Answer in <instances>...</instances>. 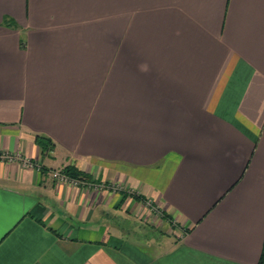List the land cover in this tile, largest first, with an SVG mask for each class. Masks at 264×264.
<instances>
[{"label": "crops", "instance_id": "crops-1", "mask_svg": "<svg viewBox=\"0 0 264 264\" xmlns=\"http://www.w3.org/2000/svg\"><path fill=\"white\" fill-rule=\"evenodd\" d=\"M263 243L264 0H0V264H257Z\"/></svg>", "mask_w": 264, "mask_h": 264}, {"label": "rangeland", "instance_id": "rangeland-1", "mask_svg": "<svg viewBox=\"0 0 264 264\" xmlns=\"http://www.w3.org/2000/svg\"><path fill=\"white\" fill-rule=\"evenodd\" d=\"M123 29L124 28H122V27H115L114 28L116 52H121L122 51ZM73 179L74 178H71L69 181H73ZM138 224H140V223H137L136 221H132L130 224H128L129 226H127V227H134V231H133V229L132 230L128 229L129 230L128 233L132 237L142 238V239L148 241L149 243L156 242V240L158 242H160L161 239L163 241H165L167 239L168 233H169V235L170 234L172 235V234H174V232H175L174 230L176 229L175 228L176 226L171 225L168 222H164V226H162L159 229H155L154 227L151 228L149 226L146 229H144L143 226L141 228H137ZM182 233L183 232L179 231L178 237L179 236L181 237ZM165 245L166 244H162L160 249H163V248L166 249L167 246H165Z\"/></svg>", "mask_w": 264, "mask_h": 264}, {"label": "trees", "instance_id": "trees-1", "mask_svg": "<svg viewBox=\"0 0 264 264\" xmlns=\"http://www.w3.org/2000/svg\"><path fill=\"white\" fill-rule=\"evenodd\" d=\"M4 24L16 27V24L14 23V21L8 17L5 18ZM21 43H22V46L24 47L25 41L22 40ZM37 141H38V144L40 145L41 150L44 154H48L54 148L53 140L47 136L38 135ZM61 170L64 171L65 173H67L71 178L78 179L79 181H81V183H92V182L97 181V180H94L89 173L80 169L75 164L65 165ZM134 195L137 199L145 200V197L142 195H137V194H134ZM163 217L166 219L170 218V216H168L167 214H164V213H163ZM169 221L173 222V220H171V219H169ZM257 264H264V243H263L261 255H260V258H259Z\"/></svg>", "mask_w": 264, "mask_h": 264}, {"label": "built area", "instance_id": "built-area-1", "mask_svg": "<svg viewBox=\"0 0 264 264\" xmlns=\"http://www.w3.org/2000/svg\"><path fill=\"white\" fill-rule=\"evenodd\" d=\"M27 163H31L32 162L30 160H28ZM52 175L55 179L60 180V181H69L71 179V177H69L67 175V173H65L64 171H62L61 169L58 170H53L52 171ZM74 184H81V181H79L78 179H73L72 181Z\"/></svg>", "mask_w": 264, "mask_h": 264}]
</instances>
